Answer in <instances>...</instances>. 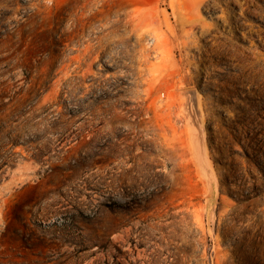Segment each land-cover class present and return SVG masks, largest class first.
<instances>
[{"label": "rangeland", "instance_id": "obj_1", "mask_svg": "<svg viewBox=\"0 0 264 264\" xmlns=\"http://www.w3.org/2000/svg\"><path fill=\"white\" fill-rule=\"evenodd\" d=\"M91 263L264 264V0H0V264Z\"/></svg>", "mask_w": 264, "mask_h": 264}, {"label": "bare ground", "instance_id": "obj_2", "mask_svg": "<svg viewBox=\"0 0 264 264\" xmlns=\"http://www.w3.org/2000/svg\"><path fill=\"white\" fill-rule=\"evenodd\" d=\"M189 126L192 127V126H194V124L189 122ZM194 127H195V126H194ZM91 264H92V263H91ZM95 264H96V263H95Z\"/></svg>", "mask_w": 264, "mask_h": 264}]
</instances>
